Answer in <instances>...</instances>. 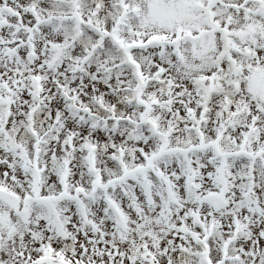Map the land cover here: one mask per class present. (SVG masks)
Here are the masks:
<instances>
[{"label":"snow or ice","instance_id":"snow-or-ice-1","mask_svg":"<svg viewBox=\"0 0 264 264\" xmlns=\"http://www.w3.org/2000/svg\"><path fill=\"white\" fill-rule=\"evenodd\" d=\"M0 264H264V0H0Z\"/></svg>","mask_w":264,"mask_h":264}]
</instances>
